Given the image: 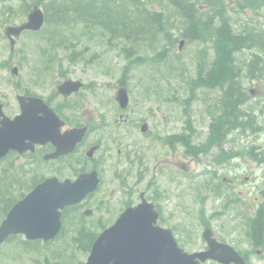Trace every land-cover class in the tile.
<instances>
[{"label": "flooded vegetation", "instance_id": "1", "mask_svg": "<svg viewBox=\"0 0 264 264\" xmlns=\"http://www.w3.org/2000/svg\"><path fill=\"white\" fill-rule=\"evenodd\" d=\"M26 4L27 0H0V31L5 32L9 39L11 52L16 51L20 38L24 34L40 35L43 30V28L23 29L16 40L13 35L7 34L9 26L20 27L27 23L36 3H32V7L22 8ZM7 8H11L13 12L7 11L6 13ZM42 57L45 58V65L41 69L33 67L32 72L34 71L35 77H37L36 74L41 76L47 73L51 64L57 61L56 55L50 53ZM29 60V57H25L24 62ZM12 62L0 61V85L10 83L5 81L4 77L10 73L13 76L24 74L25 66ZM69 69L63 72L67 73ZM63 80L46 93L37 88L33 89L32 87L37 82L30 80H20L17 85L12 82L17 88L13 95L0 92V127L3 126L5 117L12 119L24 112L25 123L20 130L12 129L9 135L24 141L22 148L28 144L27 148L22 150L10 149L7 155L1 158L0 163L6 159L15 158L17 165L23 167L24 175L34 176L29 183L33 186L53 176L44 171V166L39 167L40 172L29 174L28 167L37 164H45L46 167L50 162L57 166L58 171H61L67 162L70 167L74 165L72 170V174L76 175L74 178L85 172H96L100 178L98 187L79 203L80 208L87 206L90 200L99 193L105 192L103 190L106 181L105 172L112 164L118 165L116 170L121 165L125 166L123 169L126 172H130L128 166L131 164L132 166L138 165L137 172L140 176V183L145 184L144 190L126 192L127 197L122 201L118 210L114 211L113 222L111 225H103L98 236L114 225L128 208H137L141 205L140 208L143 211L156 217L157 221L153 222L154 227L142 231L135 230L138 228L134 229L131 226H117V229L127 231L115 235L118 239L117 244L134 246L133 260L145 257L148 259L146 252L157 261L163 259L166 264H181L180 256L187 252L190 254L204 253L205 259L199 255L196 256L199 264H264V82L253 78L251 80L256 81V85L251 86L248 84L251 82L250 78H245L244 86L228 89L235 98H230V118H226L225 121L220 120L218 126H230L231 129L226 130L227 134L222 141L212 143L206 148L203 147L204 150L201 149L202 152L210 149L218 151L212 155V164L207 165L210 171L208 174L211 173L216 183L207 181L205 185L183 189L193 195L189 202L194 203L196 199L203 198L204 204L210 205L206 218L201 217L197 227L193 228V224L189 222L182 221L179 225L170 223L166 216V211L170 206H176L181 211L183 207L189 206L187 200L180 202L174 194L176 173L181 170L192 178L195 171L192 163L201 156L199 152L193 154L192 148L189 147L191 145L189 136L170 130L159 135L160 127H152V131L149 124L152 119L149 117H144L142 122L136 124L137 127L141 126V134L138 133L131 137L130 131L133 127L114 126L110 130L98 132V129L102 128L99 126L102 121L97 119L93 122L87 115L77 114V109L84 105L90 84H85L82 79H73V77ZM69 80L78 82L79 89L72 90L67 95L60 91V86ZM120 86L125 85L122 83L118 87ZM72 87L75 89L74 84ZM236 90H241V94L234 95ZM116 98L117 94L115 96L117 102ZM119 113V118H114V121L118 125H129V114ZM47 118L48 124H46ZM145 124L146 128H144ZM72 130H84L72 150L59 157L50 156L57 150L53 140L60 142L61 136ZM48 133L54 135L52 140H46ZM177 144H181L184 148L183 157L190 159L185 161L176 159V155H180ZM150 168H152L153 176L148 179L147 173ZM158 175L163 177L158 179ZM74 178L70 179L74 180ZM150 181H154L155 184L151 186ZM214 197L218 198L215 202V204H220L218 209H214ZM102 199H100L101 202ZM221 219L225 220L226 226L224 221L222 225H215V222ZM137 236L147 237V243L156 244V246H135L145 242V240L137 239ZM90 252L91 249L84 253L90 254ZM120 252L131 253L129 248H124Z\"/></svg>", "mask_w": 264, "mask_h": 264}, {"label": "rangeland", "instance_id": "2", "mask_svg": "<svg viewBox=\"0 0 264 264\" xmlns=\"http://www.w3.org/2000/svg\"><path fill=\"white\" fill-rule=\"evenodd\" d=\"M259 20V24L264 25V16L259 17ZM173 38L175 39L173 43L160 38L159 43L142 45L138 52L129 57L122 52L120 43H110L108 35H104L99 28L85 27L82 23L67 26L47 23L40 35L24 34L20 38L15 52H11L9 39L5 32L0 31V61L6 60L8 63L13 61L12 63L16 62L25 66V72L22 75L13 76L10 73L8 76H4L5 81L10 83L0 85V92L13 95L17 88L13 86L12 82L17 85L20 80L37 82L32 88L46 93L67 77L82 79L85 84H90L91 87L87 90L84 105L77 109V114H85L93 122L97 119L102 121L99 125L102 128L98 129V132L110 130L114 126L133 127L130 131L131 137L138 133L141 134V126L137 127L136 124L142 122L144 117H149L152 119L149 122L152 131V127H160L159 135L167 130L187 134L191 142L189 147L192 148L193 154L200 150L201 156L192 163L195 170L192 178H189L181 170L176 173L174 180L176 192L174 194L180 202L187 200L189 206L183 207L182 211L176 206H170L166 211V216L170 223L179 225L182 224V221L189 222L195 228L201 217L206 218L210 205H205L203 198L196 199L194 203L189 202L193 195L183 189L205 185L207 181L216 183L213 181L211 173L208 174L210 171L207 165L212 164V155L217 150L210 149L207 152H202L201 149L208 146L206 143L211 137V122H213L215 114L219 115L220 109L217 101L220 91L217 88L208 89L206 87H196L192 91L193 86L191 82H188L197 76L201 59L211 63L215 56L213 42L185 39L181 37L180 29L173 30ZM184 39V44L180 47L181 41ZM164 46L169 49V53L164 52ZM47 53L56 55L57 61L52 63L50 68L48 67L47 73L41 76L36 74L37 77H35L34 71L32 72L33 67L43 68L45 58L42 55ZM25 57H29L30 60L24 62ZM65 69H69V71L64 73ZM122 83L129 89L130 104L127 109H122L115 101L117 87ZM248 84L256 85V81L252 82L251 80ZM119 112L129 114V125H118L114 121V118H119ZM177 147L180 150V155H176L178 161L190 159L183 157L184 148L181 144H177ZM65 163V168L61 171H58L57 166L50 162L46 167L45 164H37L28 167L27 170L29 174H35L36 171H41L39 167L44 166V171L49 175H57L61 179L74 178L76 176L74 173L72 174L74 165L70 167L67 162ZM149 165H152V161ZM116 167L118 165L112 164L106 169V181L103 189L105 192L93 197L87 206L70 212L65 219L66 227L61 238L53 243H41L35 249L24 248L19 243L20 238L17 240L15 238L8 239L0 247V264L85 263L89 253H84L78 246H75L72 237L84 227L99 233L103 225H111L114 211L118 210L122 201L127 197L126 192L144 190L145 188V184L140 183V176L137 172L138 165L128 166L130 172H126L123 165L117 170ZM3 169H8L11 178L19 177L25 186L34 177L28 176V174L24 175L23 167L17 165L15 158L2 161L0 164L1 176ZM147 176L148 179L153 176L152 168ZM162 177L158 175L157 178L161 179ZM154 184V181H150L151 186ZM15 189L17 194L27 193V189H20L18 184ZM100 199L103 201L101 202ZM110 199H112L111 203H109ZM217 200L218 198H213L214 209H218L220 206L219 203L215 204ZM87 210L88 213H86ZM223 221L225 222L223 219L218 220L215 225H222Z\"/></svg>", "mask_w": 264, "mask_h": 264}, {"label": "trees", "instance_id": "3", "mask_svg": "<svg viewBox=\"0 0 264 264\" xmlns=\"http://www.w3.org/2000/svg\"><path fill=\"white\" fill-rule=\"evenodd\" d=\"M32 3L44 7L48 23L63 26L82 23L85 27L99 28L104 35L108 34L110 43H120L122 52L129 57L142 45L159 43L160 38L175 42L174 29H180L181 37L191 41H212L214 58L211 63L201 59L198 75L188 81L193 86L192 91L206 87L218 88L221 92L217 101L220 112L213 118L208 146L222 141L230 128L218 126L220 120L230 118L229 103L233 95L228 89L244 86L245 78L264 82V25L259 24V17L264 16V0H27L22 8ZM7 11L13 12L11 8L5 9ZM163 49L169 53L166 46ZM238 94L241 90L234 93ZM17 184L20 189L33 187L29 183L25 186L17 176L11 178L8 169H3L1 220L18 198L25 195L16 193ZM75 208L77 206L63 210V222ZM96 237L97 233L84 227L76 232L72 242L87 252ZM17 238L25 248L38 244L21 236Z\"/></svg>", "mask_w": 264, "mask_h": 264}, {"label": "water", "instance_id": "4", "mask_svg": "<svg viewBox=\"0 0 264 264\" xmlns=\"http://www.w3.org/2000/svg\"><path fill=\"white\" fill-rule=\"evenodd\" d=\"M44 24V14L39 8H34L31 12L27 23L17 26H9L7 34H14L16 36L20 35L23 29H40ZM184 41L181 42L180 47H182ZM72 84L75 85L73 89ZM78 82L69 80L68 82L60 86V91L66 93L67 95L71 93L72 90H77ZM117 101L120 102L123 108H126L129 104L128 91L125 87H120L118 89ZM48 109V108H47ZM25 110V107L23 111ZM48 111H50L48 109ZM25 114L15 116L14 118L5 117L3 121V126L0 127V159L7 155L10 149L16 148L19 150L27 148H22L21 145L24 141L17 140L11 137L9 134L12 129L20 128L25 123ZM48 118L46 124H48ZM146 128V124L144 125ZM79 131V132H78ZM84 130H72L69 133L61 136L60 142L55 140L57 150L53 153L52 157H59L61 154L68 153L72 150L75 144L80 140ZM53 134L48 133L46 140H52ZM99 176L95 172H90L82 174L77 179L72 181L71 179L59 180L58 177L52 176L38 183L37 186L31 190L27 196L18 200L15 205L7 212V216L4 218L0 224V246L10 235H15L17 233H25L28 239H45L50 240L57 236L62 228L61 216L62 209L67 205L75 204L81 201L88 193L93 192L98 186ZM41 195H45L48 199V212L43 220L37 221L32 218L26 209L33 203V201ZM140 206L134 208H128L118 219V221L101 232L100 236L94 242V246L89 255V260L87 264H166L163 259L157 261L156 258L148 255V259L133 260L134 246H128L126 244H117L118 240L115 235L119 232L127 231L117 229L120 227H134L138 228L135 230H147L148 228L154 227L153 222L157 221L156 217H152L147 212L143 211ZM139 210V211H138ZM135 214V215H134ZM157 216V215H156ZM119 227V228H120ZM152 229V228H151ZM137 239H141L142 243H138L135 246H156V244L147 243V237L137 236ZM124 248H129L131 253H121ZM199 255L202 259L206 256L204 253L190 254L184 252L180 256L181 264H199L196 256Z\"/></svg>", "mask_w": 264, "mask_h": 264}, {"label": "snow or ice", "instance_id": "5", "mask_svg": "<svg viewBox=\"0 0 264 264\" xmlns=\"http://www.w3.org/2000/svg\"><path fill=\"white\" fill-rule=\"evenodd\" d=\"M26 212L37 221L43 220L48 212L47 197L45 195L38 196L33 203L28 206Z\"/></svg>", "mask_w": 264, "mask_h": 264}, {"label": "bare ground", "instance_id": "6", "mask_svg": "<svg viewBox=\"0 0 264 264\" xmlns=\"http://www.w3.org/2000/svg\"><path fill=\"white\" fill-rule=\"evenodd\" d=\"M250 4H251V2H250ZM256 6V5H255ZM179 14V13H178ZM173 17V16H172ZM236 42V41H235ZM226 49H228V48H226ZM232 49V48H231ZM232 50H234V49H232ZM227 51V50H226ZM230 50H228V52H229ZM237 55V54H236ZM260 58V57H259ZM259 60V59H258ZM262 61V60H261ZM260 62V61H259ZM260 65V64H259ZM264 67V66H263ZM254 71H256V70H254ZM259 72H261V71H259ZM257 73V72H256ZM261 74V73H260ZM256 75V74H255ZM263 75V74H262ZM262 77V76H261ZM232 97V96H231ZM234 98V97H233ZM239 98V97H238ZM235 99V98H234ZM231 129V128H230ZM244 145V144H243ZM242 149H244V148H242ZM204 150V149H203ZM199 152H200V150H199Z\"/></svg>", "mask_w": 264, "mask_h": 264}]
</instances>
